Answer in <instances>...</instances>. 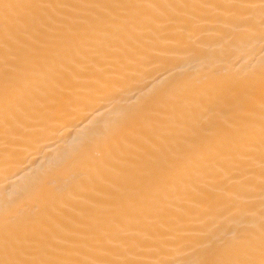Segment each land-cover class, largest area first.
Listing matches in <instances>:
<instances>
[{
    "label": "snow or ice",
    "instance_id": "obj_1",
    "mask_svg": "<svg viewBox=\"0 0 264 264\" xmlns=\"http://www.w3.org/2000/svg\"><path fill=\"white\" fill-rule=\"evenodd\" d=\"M209 29L264 54V0H0V264H264V55L116 104Z\"/></svg>",
    "mask_w": 264,
    "mask_h": 264
},
{
    "label": "bare ground",
    "instance_id": "obj_2",
    "mask_svg": "<svg viewBox=\"0 0 264 264\" xmlns=\"http://www.w3.org/2000/svg\"><path fill=\"white\" fill-rule=\"evenodd\" d=\"M262 55L264 54L261 53L259 46L255 49H248L228 44L210 29L203 33H196L181 50L180 58L165 59L158 64H150L144 68L137 86L117 98L116 104L119 107L130 103L136 98L133 96V92H136L137 88H142L145 84L151 87L153 84H158L165 76L178 77L184 72L191 74L215 72L221 75L243 76L250 71L252 65H258ZM108 107H112V105H108ZM93 115L101 124L109 119V114L104 108H101L100 113ZM47 143H49V147L44 148L43 151H33L32 155L15 169L18 174L13 175L11 179L18 192L27 194L33 177L39 170L48 166L49 156L46 154L54 155L60 150L58 144ZM4 183L3 175L0 174V198L6 195L3 191ZM230 223L228 214L224 213L210 220L208 227L213 228L220 225L226 228Z\"/></svg>",
    "mask_w": 264,
    "mask_h": 264
}]
</instances>
